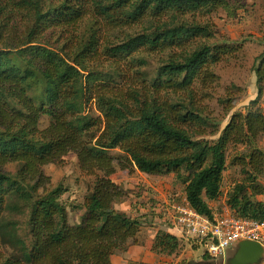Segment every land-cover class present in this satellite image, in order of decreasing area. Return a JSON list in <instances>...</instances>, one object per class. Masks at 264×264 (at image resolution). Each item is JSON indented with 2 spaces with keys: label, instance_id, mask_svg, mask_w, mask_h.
Here are the masks:
<instances>
[{
  "label": "trees",
  "instance_id": "1",
  "mask_svg": "<svg viewBox=\"0 0 264 264\" xmlns=\"http://www.w3.org/2000/svg\"><path fill=\"white\" fill-rule=\"evenodd\" d=\"M8 3L16 5L8 4L7 14L25 25L15 22L0 32V213L7 195L29 202L31 241L22 256L0 253V264H115L112 256L127 251L144 224L143 215L116 208L128 196L113 179L118 170L173 175L185 185L189 204L211 215L230 149L240 145L245 149L233 164L244 178L227 203L238 216L264 220V201L255 198L264 193V150L258 146L264 135V50L255 63L258 93L247 111L234 113L217 140L200 138L207 120L198 98L217 80L213 66L235 47L208 43L212 27L197 15L229 9L230 0ZM89 14L92 25L107 31L143 27L119 42H102L95 26L81 33ZM19 27L22 36L16 35ZM136 52L165 54L155 75L143 70L147 59ZM70 153L95 179L74 224L61 199L66 189L51 187L44 171ZM9 163L17 164L16 173L2 170ZM180 248V238L165 231L152 244L158 253Z\"/></svg>",
  "mask_w": 264,
  "mask_h": 264
},
{
  "label": "rangeland",
  "instance_id": "2",
  "mask_svg": "<svg viewBox=\"0 0 264 264\" xmlns=\"http://www.w3.org/2000/svg\"><path fill=\"white\" fill-rule=\"evenodd\" d=\"M9 0H5L3 12L0 11V32L9 29L13 23L25 25L7 14ZM12 1V0H10ZM60 0H47L48 3H57ZM229 9L220 8L212 14L197 15L198 20L210 23L213 36L207 39L210 44L233 45V52L223 61L213 66L217 76L215 83L206 90L205 97L199 96V106L203 110V116L207 124L202 129L207 132L202 139L215 141L219 138L221 131L228 124L232 115L236 112H246L251 100L255 99L258 93L256 84L255 63L256 58L264 50V0H230ZM16 4L12 3L11 6ZM93 16V15H92ZM90 14L83 22L81 33L89 34L93 17ZM11 17V18H10ZM18 20V21H16ZM9 24V25H8ZM98 27V28H97ZM95 26L94 30L100 36L101 41L112 40L119 42V39L130 33L141 32L143 26L133 28H120L107 31L106 26ZM16 32V35H24V28ZM167 55V54H166ZM136 57H144L147 64L143 70L151 75L157 73L161 65L160 57L165 54L155 53L148 55L136 52ZM264 107V98L261 101ZM42 126L48 124V117H44ZM219 130L217 133L214 131ZM258 146L264 150V135L261 136ZM244 146L232 147L229 152L228 167L224 174L222 194L213 207L221 208L228 202V195L235 183L242 181L244 175L239 165H234L233 160L244 151ZM118 154L119 150H113ZM17 164L9 163L2 167L8 173L18 171ZM45 173L51 177V187L63 186L66 190L61 199L68 207V219L70 223H77L81 219L84 210L82 207L85 195L94 183L93 176L85 175L78 162L77 155L70 153L66 155L61 163L48 164L44 167ZM115 181L125 187L128 196L116 203V208L125 211L130 215H143L142 225L137 238L130 243L128 250L141 252L150 250L158 231H165L174 234L172 226V207L184 203L185 185L175 180L173 175L147 174L135 170H118L113 176ZM264 184V175L259 179ZM255 198L264 201L263 194H255ZM31 204L18 197L7 195L0 213V229L2 232L0 240V253L8 257L10 255H24L30 250L28 245L31 241L29 232V214ZM73 207H76L75 209ZM118 209V208H117ZM180 237V236H179ZM194 239L180 237L181 248L174 254L156 253L159 257L151 261H135L130 259L128 264H187L190 261H197L200 264H231L235 251L229 250L226 257L210 259L204 256L205 246L193 245ZM27 244V245H25ZM126 252V251H125ZM125 252H117L112 256L115 264H124ZM131 254V253H130ZM129 254V257H130ZM136 254V253H135ZM126 256V255H125ZM4 257V258H5ZM129 257L127 259H129ZM161 257V259H160ZM165 257V259H162ZM159 259V260H158ZM126 264V263H125Z\"/></svg>",
  "mask_w": 264,
  "mask_h": 264
},
{
  "label": "built area",
  "instance_id": "3",
  "mask_svg": "<svg viewBox=\"0 0 264 264\" xmlns=\"http://www.w3.org/2000/svg\"><path fill=\"white\" fill-rule=\"evenodd\" d=\"M172 208L174 235L194 239L193 245L203 244L204 255L211 259L226 257L243 240L256 241L264 247V220L238 216L228 203L213 207L211 215L200 213L187 199ZM260 264H264V255Z\"/></svg>",
  "mask_w": 264,
  "mask_h": 264
},
{
  "label": "water",
  "instance_id": "4",
  "mask_svg": "<svg viewBox=\"0 0 264 264\" xmlns=\"http://www.w3.org/2000/svg\"><path fill=\"white\" fill-rule=\"evenodd\" d=\"M232 250L235 255L231 264H260L264 255V247L259 242L250 240L237 243Z\"/></svg>",
  "mask_w": 264,
  "mask_h": 264
},
{
  "label": "crops",
  "instance_id": "5",
  "mask_svg": "<svg viewBox=\"0 0 264 264\" xmlns=\"http://www.w3.org/2000/svg\"><path fill=\"white\" fill-rule=\"evenodd\" d=\"M141 172V171H140ZM116 175V174H115ZM114 179V178H113ZM115 180V179H114ZM187 198H186V194H185V198H184V200H186ZM217 202H218V199L217 200H212V201H210V205H211V207L212 206H214V205H216L217 204ZM118 209H119V207H117ZM84 212V211H83ZM83 214V213H82ZM153 243V242H152ZM131 253V254H130ZM136 253V254H135ZM129 254H130V257H129ZM126 255V256H125ZM125 255L123 256V257H125V260H124V264L126 263V264H128L129 262H130V259H134L135 261H138V260H142V261H151V260H154L155 261V259L156 258H158L159 256L156 254V253H154L153 251H152V248L150 247V250H147V251H141V252H139V251H137V252H132L131 250H127L126 252H125ZM129 257V259H127ZM160 259H161V257H160ZM162 259H165V257H162ZM159 260V259H158ZM123 264V263H122ZM165 264H167V263H165Z\"/></svg>",
  "mask_w": 264,
  "mask_h": 264
},
{
  "label": "flooded vegetation",
  "instance_id": "6",
  "mask_svg": "<svg viewBox=\"0 0 264 264\" xmlns=\"http://www.w3.org/2000/svg\"><path fill=\"white\" fill-rule=\"evenodd\" d=\"M205 256V255H204ZM205 257H207V256H205ZM209 258V257H208ZM211 259V258H210ZM187 264H200L199 262H197V261H190V262H188Z\"/></svg>",
  "mask_w": 264,
  "mask_h": 264
}]
</instances>
